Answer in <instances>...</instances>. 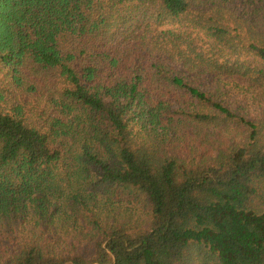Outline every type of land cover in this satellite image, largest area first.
I'll return each mask as SVG.
<instances>
[{
	"label": "trees",
	"instance_id": "16d2710c",
	"mask_svg": "<svg viewBox=\"0 0 264 264\" xmlns=\"http://www.w3.org/2000/svg\"><path fill=\"white\" fill-rule=\"evenodd\" d=\"M0 264H264V0H0Z\"/></svg>",
	"mask_w": 264,
	"mask_h": 264
}]
</instances>
